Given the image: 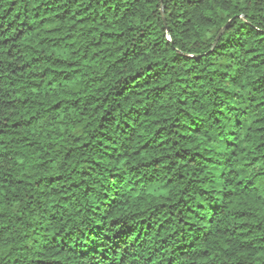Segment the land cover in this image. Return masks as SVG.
<instances>
[{"label":"clouds","instance_id":"clouds-1","mask_svg":"<svg viewBox=\"0 0 264 264\" xmlns=\"http://www.w3.org/2000/svg\"><path fill=\"white\" fill-rule=\"evenodd\" d=\"M0 264H264V0H0Z\"/></svg>","mask_w":264,"mask_h":264},{"label":"trees","instance_id":"trees-1","mask_svg":"<svg viewBox=\"0 0 264 264\" xmlns=\"http://www.w3.org/2000/svg\"><path fill=\"white\" fill-rule=\"evenodd\" d=\"M16 15L18 16V13ZM10 27H11V24H10ZM41 43H43V41H41Z\"/></svg>","mask_w":264,"mask_h":264}]
</instances>
